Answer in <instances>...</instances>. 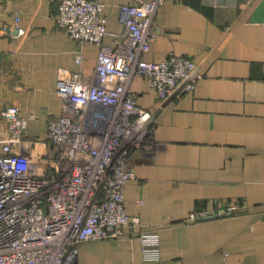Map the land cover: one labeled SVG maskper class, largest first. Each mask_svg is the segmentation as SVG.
I'll return each mask as SVG.
<instances>
[{
    "label": "crops",
    "instance_id": "obj_1",
    "mask_svg": "<svg viewBox=\"0 0 264 264\" xmlns=\"http://www.w3.org/2000/svg\"><path fill=\"white\" fill-rule=\"evenodd\" d=\"M98 1L109 32L123 33L126 0ZM61 2L0 0V21L11 28L0 36V111L20 107L28 118L23 148L35 157L53 151L48 120L63 113L59 72L96 77L99 46L58 29ZM156 30L146 60L188 55L204 76L193 92L165 103L147 78L130 85L154 114L157 146L152 156L131 153L127 211L159 243L145 252L138 236L86 242L78 264H264V0H168ZM104 44L114 47V36ZM6 134L0 118V139ZM202 211L210 216L190 221Z\"/></svg>",
    "mask_w": 264,
    "mask_h": 264
},
{
    "label": "built area",
    "instance_id": "obj_2",
    "mask_svg": "<svg viewBox=\"0 0 264 264\" xmlns=\"http://www.w3.org/2000/svg\"><path fill=\"white\" fill-rule=\"evenodd\" d=\"M167 1L126 0L120 7L125 31L110 33L104 3L62 0L56 25L81 44L99 46L96 77L87 82L81 71L59 72L63 113L48 120L51 153L35 157L23 148L28 118L20 107L0 111L7 123L0 139V264H78L82 244L113 238L138 236L145 252L157 247L159 235L143 230L140 217L127 211L126 187L136 178L131 153L142 149L152 156L157 146L154 114L140 106L130 85L135 77L147 78L165 103L193 92L204 78L188 55L145 59ZM10 29L0 21V36ZM109 34L112 48L104 44ZM84 58L78 51V65ZM16 144L22 145L20 152L14 151ZM209 216L193 213L190 221Z\"/></svg>",
    "mask_w": 264,
    "mask_h": 264
}]
</instances>
